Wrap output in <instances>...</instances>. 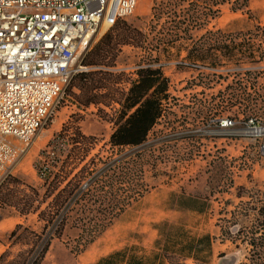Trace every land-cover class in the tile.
Returning <instances> with one entry per match:
<instances>
[{
    "label": "rangeland",
    "instance_id": "obj_1",
    "mask_svg": "<svg viewBox=\"0 0 264 264\" xmlns=\"http://www.w3.org/2000/svg\"><path fill=\"white\" fill-rule=\"evenodd\" d=\"M123 21L143 36L138 43L122 45L115 66L109 67L124 74L120 90L127 91L138 79L140 66L161 67L169 79L164 115L142 146L148 154V190L83 251L75 248L77 231L67 228L62 239L52 241L43 264H116L117 250L143 260L136 264H245L249 246L240 239L233 242L231 234L255 215H240L238 226L228 220L241 201L264 191V0H140L134 15ZM109 30L93 37L77 68L96 69L82 60ZM252 98L258 105L250 111L246 106ZM106 104L81 106L67 86L13 178L43 192L37 162L55 171L73 154L67 137L48 147L66 123L77 122L82 134L93 138L88 159L118 158L119 148L111 146L110 138L121 105ZM224 118L235 125L222 127ZM74 166L71 176L80 169ZM2 190L6 192V183ZM189 197H195V208L185 205ZM6 214L20 216L14 207L0 204V220L5 217L0 241L6 246L0 256L18 223L41 229L37 214L20 216L9 226ZM205 234L213 236V251L207 252L208 242L189 250ZM19 249L13 248V254Z\"/></svg>",
    "mask_w": 264,
    "mask_h": 264
},
{
    "label": "trees",
    "instance_id": "obj_2",
    "mask_svg": "<svg viewBox=\"0 0 264 264\" xmlns=\"http://www.w3.org/2000/svg\"><path fill=\"white\" fill-rule=\"evenodd\" d=\"M142 36L139 29L119 20L82 60L84 66L96 69L79 71L68 85L81 106L111 105L113 102L121 105L115 120V131L110 138L111 146L119 148V157L104 160L95 155L88 159L93 138L82 134L77 122L64 124L48 147L54 144L55 139L66 140L67 137L73 145V154L68 155L55 171L47 163L43 162L39 167L41 163L37 162L38 172L44 181L43 192L13 178V175L0 186L1 205L14 207L25 219L30 214H37L41 224V229L36 230L18 223L9 235L0 264H42L52 241L62 239L67 228L77 231L75 248L77 252L83 251L148 190L145 180L148 154L142 146L164 115L165 102L170 98L169 79L161 67L140 66L136 72L138 79L131 81L130 88L124 91L118 87L124 74L109 68L115 66L122 45L138 43ZM249 103L246 107L250 111L255 104L258 105L254 98ZM249 120L253 118L245 121ZM69 133H73V136L69 137ZM128 147L131 149L126 151ZM45 152L42 151V154ZM55 159L56 165L58 158ZM71 165H75V168L80 166L73 176L69 170ZM5 183L6 192L3 193ZM250 197L251 200L241 201L235 206L228 221L232 226H238L239 216L248 217L251 213L255 215L254 219L250 224L241 225L235 236L231 234V237L233 242L240 239L248 244L245 264H264V191ZM186 199L189 203L185 205L193 207L195 197ZM207 239L210 243L209 236ZM17 246L20 249L13 254L12 250ZM191 253L187 255L196 259Z\"/></svg>",
    "mask_w": 264,
    "mask_h": 264
},
{
    "label": "built area",
    "instance_id": "obj_3",
    "mask_svg": "<svg viewBox=\"0 0 264 264\" xmlns=\"http://www.w3.org/2000/svg\"><path fill=\"white\" fill-rule=\"evenodd\" d=\"M139 1L0 0V186L55 114L93 37L133 16Z\"/></svg>",
    "mask_w": 264,
    "mask_h": 264
},
{
    "label": "crops",
    "instance_id": "obj_4",
    "mask_svg": "<svg viewBox=\"0 0 264 264\" xmlns=\"http://www.w3.org/2000/svg\"><path fill=\"white\" fill-rule=\"evenodd\" d=\"M5 218V217H4ZM1 219L0 221H3L5 219ZM21 217L18 216V215H15V214H6V226H9L10 223H14L17 222V221H20ZM9 229H6V232H8ZM210 237V243L207 239V237ZM205 242H208V251H213V246H214V239H213V236L212 234H205L203 236H200V238H197L194 242H191L189 244V247L190 246H193L194 248H202L203 247V243L204 241ZM95 242H93L92 244H94ZM91 244V245H92ZM6 246L0 241V252L2 251L3 248H5ZM211 249V250H210ZM118 252L115 253V256H119L120 259L119 261L117 260L116 261V264H136L138 263L139 261H141L140 263H143V260H139V258L137 256H129V253H125L124 251L122 252V250H117ZM49 252V251H48ZM48 254V253H47ZM47 256V255H46ZM46 259V257H45ZM44 259V260H45ZM44 262V261H43ZM43 264V263H42Z\"/></svg>",
    "mask_w": 264,
    "mask_h": 264
},
{
    "label": "bare ground",
    "instance_id": "obj_5",
    "mask_svg": "<svg viewBox=\"0 0 264 264\" xmlns=\"http://www.w3.org/2000/svg\"><path fill=\"white\" fill-rule=\"evenodd\" d=\"M260 131H262V132H263V131H264V129H263V130H260ZM249 132H251V131H249Z\"/></svg>",
    "mask_w": 264,
    "mask_h": 264
}]
</instances>
